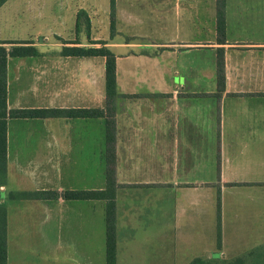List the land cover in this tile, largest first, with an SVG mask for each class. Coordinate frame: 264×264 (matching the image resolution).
<instances>
[{
    "label": "crops",
    "instance_id": "0c3cea01",
    "mask_svg": "<svg viewBox=\"0 0 264 264\" xmlns=\"http://www.w3.org/2000/svg\"><path fill=\"white\" fill-rule=\"evenodd\" d=\"M153 1L166 11L158 20L171 30L166 41L114 54L115 66L117 58L132 60L136 67L139 61L150 62L149 73L160 85L171 82L155 92L117 91L113 163L107 161L103 117L7 118L6 181L0 185V203L6 208V264H106L105 200H10V191L102 189L107 168L113 169L115 264H140L130 258L132 249L123 242V231L137 202L142 205L155 195L158 199L159 190L182 191L183 203L173 212V238L187 239L194 253L205 244V190L215 182L186 176L203 174L212 166L219 176L220 200L228 187L264 191V0H224V42L216 40L217 0ZM201 34L205 36L199 38ZM9 39L30 41L38 53L7 57L8 110L104 107V57L63 55L65 42L74 40L36 44L32 38ZM91 41L78 42L88 47ZM218 50L224 63L221 90ZM161 57L168 59L166 70L157 65ZM142 74L145 77L146 71ZM212 101L215 117L209 115ZM220 200L216 247L222 252L233 243L223 223L224 209L229 208ZM30 220L38 223L37 229H27ZM119 233L122 242L117 241ZM149 263L162 264L152 258Z\"/></svg>",
    "mask_w": 264,
    "mask_h": 264
},
{
    "label": "rangeland",
    "instance_id": "374dc122",
    "mask_svg": "<svg viewBox=\"0 0 264 264\" xmlns=\"http://www.w3.org/2000/svg\"><path fill=\"white\" fill-rule=\"evenodd\" d=\"M165 14L166 11L158 9L153 0H114L113 9L110 0H6L0 7V41H9V38H32L36 44H55L63 40L85 43L89 40L104 41L114 54L119 55L124 51L141 49L150 42L166 41L171 30L158 22ZM77 21L78 29L75 27ZM204 34L208 36L209 32ZM204 34L198 37L203 38ZM196 35L195 32L192 38ZM20 44L22 43L8 42L4 45L11 48ZM131 61L117 58V91L149 93L170 85L171 79L167 80L165 85H160L155 76L149 73L150 62L139 61L136 64L139 66L136 67ZM145 65L147 66L144 67ZM157 65L166 70L169 68L168 59L161 57ZM179 66L183 67L182 62ZM143 71H146L145 77H142ZM181 75L177 83L182 81L183 74ZM172 81L175 82V78ZM212 102L213 109L209 110V115L213 114L215 117L217 105L215 101ZM138 177L145 179L149 176ZM186 177L215 182V185L205 190L207 212L204 222L201 220L205 226L201 228L207 236L205 244L201 243L199 250L194 253L188 249L187 239L185 241L184 238H173V212L175 207L179 208L183 203L182 191L159 190L158 199H154L155 195L154 198L146 199L147 203L141 202L142 205L137 202V206L132 208L133 219L123 231L126 236L123 242L128 243L132 249V260H140V264H151L149 261L152 258L162 264H186L198 254L205 260L212 256L216 258L215 262L221 263L236 257H246L251 249L264 244V239H260L264 234V213H261L264 211V191L244 185L223 190L221 200L229 208L224 209L225 236H230L233 244L229 249L219 252L216 247V235L220 192L216 169L211 166L203 174ZM99 223L98 219L95 227L97 231L101 227ZM37 224L30 220L27 229H37L34 228ZM123 235L119 233L117 241L122 242ZM244 264H264V257H246Z\"/></svg>",
    "mask_w": 264,
    "mask_h": 264
},
{
    "label": "trees",
    "instance_id": "16d2710c",
    "mask_svg": "<svg viewBox=\"0 0 264 264\" xmlns=\"http://www.w3.org/2000/svg\"><path fill=\"white\" fill-rule=\"evenodd\" d=\"M6 0H0V6ZM111 8L114 7V0H110ZM75 27L78 29L79 21ZM216 40L224 42L225 40V15L224 0H217L216 6ZM8 42H19L20 45H13L7 48L4 44ZM30 41H0V185L6 181V121L8 117L20 118H39L54 116H84V117H103L106 124V141H107V161H114L113 144H114V113L115 100L118 96L116 90V66L115 55L113 51L105 44L104 41H91L92 44L99 46H82L77 40L65 42L62 48L63 55L72 56H102L105 59L104 64V90L105 105L103 108L94 109H7L6 93V63L8 56H25L36 55V48L29 44ZM223 57L220 50L216 58V79L218 90L223 86ZM105 186L102 189L94 190H32V191H10L8 199H56L62 197L65 200L74 199H102L105 200V260L106 264H115L116 262V234H115V189L116 179L114 171L107 168L105 174ZM216 244H220V221L217 217V235ZM257 256L264 257V244L253 248L246 257ZM246 257H236L233 260L215 262L214 257L205 260L201 257H195L187 264H244ZM0 264H6V208L4 203H0Z\"/></svg>",
    "mask_w": 264,
    "mask_h": 264
}]
</instances>
